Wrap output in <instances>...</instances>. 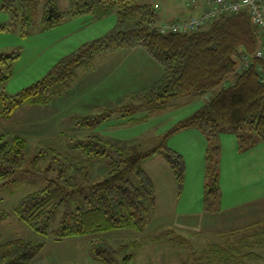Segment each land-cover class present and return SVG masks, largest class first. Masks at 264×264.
<instances>
[{"label": "rangeland", "instance_id": "obj_1", "mask_svg": "<svg viewBox=\"0 0 264 264\" xmlns=\"http://www.w3.org/2000/svg\"><path fill=\"white\" fill-rule=\"evenodd\" d=\"M3 1L0 0V25L12 22V13L2 8ZM32 1L33 24L28 35L22 34L18 23H14L9 31L0 33V53H19L13 64V75L0 87V93L4 89L15 95L41 81L62 58L83 44L102 37L117 22V14L113 12L104 17L85 15L45 29L43 17L48 0ZM143 1L159 6L163 22L181 20L185 15L172 7L178 0ZM57 3L63 11L70 9V0H57ZM132 51L109 53L97 59L95 66L78 69L74 79L58 87L43 105L27 104L10 115L0 113V134H6L8 139L21 135L28 142L16 183L2 186L0 181V207L9 213L8 218L0 222V233L2 241L18 238L45 240V247L31 264H104L90 254L94 237L108 239L118 250V261L114 264H217L218 254L207 251L211 246H218L217 229L233 222L229 215H242L232 210L224 213H219L218 209L209 211L212 203L209 189L215 185L222 188L228 202L225 210H228L226 207L230 201L240 200L234 197V190H246L238 192L237 196L246 194L247 198L249 193L264 192V179L258 182L254 175L246 177L242 174L246 172L244 168H250L252 161L236 155L229 141V136L234 133L224 125L221 130H216L212 140L206 139L195 128L170 134L179 122L202 108L216 91L184 96L160 109L152 106L136 109L142 101L137 95L140 89L160 79L163 69L142 50V58L127 59ZM124 57L126 60L122 63ZM119 63L121 68H116ZM235 79L236 76L229 77L224 85L234 83ZM108 110L113 111L110 117L94 127L76 125L85 116L102 115ZM89 135L101 136L115 146L139 152L150 151L166 141L167 147L183 155L186 171L181 189L163 153L154 154L142 162L156 189L154 206L150 198L145 199L151 210V221L144 231L118 229L57 240L36 232L17 215L20 199L46 185L42 171L50 164L51 156L36 158L43 149H55L59 154L77 158L89 168L94 181H101L108 175V157H88L83 149L76 147L77 140H85ZM234 136L230 140H235ZM244 183L249 186L244 187ZM60 219L61 212L52 222L51 229L58 228ZM238 223L245 227L249 220L242 217ZM242 227L236 231L245 233L250 229ZM257 240L260 242L261 239ZM241 248L243 260L238 259L240 253L236 248L225 254V264H230L233 258L235 264H264V245L242 244ZM127 256H131V261L125 263Z\"/></svg>", "mask_w": 264, "mask_h": 264}, {"label": "trees", "instance_id": "obj_2", "mask_svg": "<svg viewBox=\"0 0 264 264\" xmlns=\"http://www.w3.org/2000/svg\"><path fill=\"white\" fill-rule=\"evenodd\" d=\"M2 8L12 13V22L0 25V33L9 31L14 23H18L22 34L27 36L33 24V1L4 0ZM113 12L117 14V22L112 29L62 58L44 79L15 95L3 89L0 113L10 115L27 104L43 105L58 87L74 79L78 69L95 66L98 57L115 50L142 48L162 67L163 75L139 91L137 95L142 101L136 109L144 106L160 109L184 96L216 91L202 108L179 122L170 134L195 128L206 139L212 140L216 130H221L224 125L236 135L243 152L264 142V71L260 70L262 59L256 56L262 34L248 12L220 16L192 32L161 33L158 9L143 0H70L67 11L59 9L57 0H48L43 26L51 29L69 19L85 15L104 17ZM244 56L251 59V64L240 69ZM18 57L17 52L0 53V87L12 77L13 64ZM231 76H236L234 83L225 86ZM112 112L85 116L76 125L94 127L108 119ZM76 147L83 149L88 157H108L110 171L103 180L94 181L89 168L77 158L59 154L55 149L41 150L37 159L51 156L50 164L42 171L46 185L22 197L16 209L19 218L38 233L63 240L118 229L144 231L151 221V210L145 199L150 198L154 206L156 189L142 162L157 153L164 154L176 176L178 188L183 187L184 157L167 147L166 141L150 151L139 152L115 146L101 136L89 135L85 140H77ZM27 149L28 142L23 136L8 139L6 134H0L2 186L16 183ZM208 195L212 198L208 210H217L222 188L215 185L209 189ZM59 212V226L51 229ZM8 216L9 213L0 207V222ZM45 245V240L18 238L2 241L0 233V264H31ZM237 248L241 254L242 248ZM207 251L219 255L224 250L218 245ZM227 251L228 248L225 253ZM90 254L104 264H114L119 252L108 239L94 237ZM130 261L131 256L124 259L125 263Z\"/></svg>", "mask_w": 264, "mask_h": 264}, {"label": "crops", "instance_id": "obj_3", "mask_svg": "<svg viewBox=\"0 0 264 264\" xmlns=\"http://www.w3.org/2000/svg\"><path fill=\"white\" fill-rule=\"evenodd\" d=\"M180 2H182V3H180ZM179 6H181V7H179ZM172 7L174 9L177 8L176 10H178L179 12H182V14H185L182 17L183 19H187L190 16L199 13L198 11L187 7L185 1H183V0H178L177 4L173 3ZM189 12H191V15H189L190 14ZM139 49L144 52V50L142 48L131 49L133 51L128 53L127 59H134V57L142 58L143 54ZM116 51H119V50H115V51L110 52V53H115ZM144 53H146V52H144ZM107 54H109V53H106V54L98 57L97 59H99V58H101ZM97 59H96V61H97ZM114 59H116V58H114ZM124 60H126L125 57L123 58L122 63H124ZM121 66H123V65H121ZM116 68H121L120 63L116 66ZM111 71H113V69H111ZM155 82L156 81H154L153 83H155ZM153 83H151L150 85H152ZM150 85H146L142 89H144ZM142 89H140V90H142ZM232 135L234 136V134H232ZM232 135L229 136V141H230L231 147L235 149V151L237 153L236 155L240 156V158L242 156L245 157V159H248V162L252 161L250 163L251 164L250 168H248V167L244 168L246 170V172H242V174H244L246 177H248V175H249V177L254 175L255 179L258 182L262 181V179H264V142H260L255 147L243 152L240 150L239 142H238V139L236 136H234L235 140H233V139L230 140L231 139L230 137ZM258 165L259 166L262 165V167H257ZM243 186L248 187L249 185L244 183ZM243 191H246V190H242V191L234 190L233 191L234 197L240 198V200L236 199L238 201H235V199H234V200L230 201L229 207H226V208H228V210H225V205L228 202L225 200L226 195H225L224 191L222 190V198H221V202H220L219 207H218L219 213H224L225 211L227 212V211L232 210L233 212L237 213L238 215H242V217L244 219L248 218L249 223H247L245 225V227L248 226V228H250V229L247 230V232H245V233H243L242 230L237 232L236 229H238L239 227H242V226H240L242 223H238V221L239 222L242 221V217L241 216L234 217L233 215H229V218L232 217L231 220H233V222L230 223V225H224L223 229H219V228L217 229V238H218L217 243L219 245V248H223V250H224L216 258V259H218L217 264H225V254H226L225 250L227 248L230 252L232 250L234 251L238 246L241 247L242 244L243 245H257V244L264 245V224L261 226V223H264V192H256L254 194L249 193V195H250L249 198H247L246 194H244L242 196H237L238 192H243ZM242 198H244V199H242ZM233 203H235V204L233 205ZM220 206L222 208H220ZM243 206H246V207L243 208ZM218 227H219V225H218ZM245 227H242V228H245ZM252 227H253V229L251 230ZM226 228H228V229H226ZM257 239H261L260 242H258ZM242 250H241V254H239V256H238L239 260H243V255H242L243 251ZM205 257H207V256H205ZM246 260H248V257L246 258ZM230 264H235L234 258L231 260Z\"/></svg>", "mask_w": 264, "mask_h": 264}, {"label": "built area", "instance_id": "obj_4", "mask_svg": "<svg viewBox=\"0 0 264 264\" xmlns=\"http://www.w3.org/2000/svg\"><path fill=\"white\" fill-rule=\"evenodd\" d=\"M187 7L192 8L199 13L190 16L187 19L173 20L170 22L160 21L158 29L161 33H185L200 30L214 19L226 15L240 12H248L252 22L262 34L261 47L256 56L262 59L263 64L260 67L264 71V0H183ZM156 9L159 6L155 5ZM242 61V60H241ZM251 64V59L244 56L241 68H247ZM264 81V78H262Z\"/></svg>", "mask_w": 264, "mask_h": 264}]
</instances>
